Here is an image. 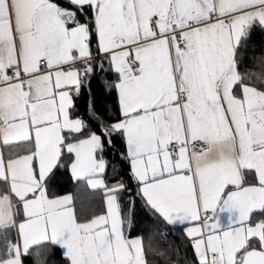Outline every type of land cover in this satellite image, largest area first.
Here are the masks:
<instances>
[{"label": "snow or ice", "instance_id": "snow-or-ice-1", "mask_svg": "<svg viewBox=\"0 0 264 264\" xmlns=\"http://www.w3.org/2000/svg\"><path fill=\"white\" fill-rule=\"evenodd\" d=\"M257 29L264 0H0V264L44 246L70 264H151L138 207L192 225L194 264H264V60L239 70ZM108 71L118 117L91 96ZM116 137L131 184L105 175ZM68 160L100 194L87 217L52 183Z\"/></svg>", "mask_w": 264, "mask_h": 264}, {"label": "trees", "instance_id": "trees-1", "mask_svg": "<svg viewBox=\"0 0 264 264\" xmlns=\"http://www.w3.org/2000/svg\"><path fill=\"white\" fill-rule=\"evenodd\" d=\"M240 51L245 52L244 60L240 65V71L244 72L248 69H255V66L264 60V32L259 29L251 34V39L248 42L246 49ZM257 57L260 59H252ZM107 67V65H105ZM117 79V75L113 71L99 73L91 82V96L95 98L98 110L107 108L109 113L114 116H119V107L117 102L116 90L113 88L107 90L102 83V80H107L110 83ZM255 86L264 87V85L255 84ZM87 90L76 101L79 108V114L87 121ZM6 151V150H5ZM125 151V146L119 137L115 138V147L107 148L105 151V159L109 162V168L106 171V177L110 183H114L116 179L123 178L131 184L128 178L129 167L128 163L120 159V153ZM63 169L55 171L52 178V183L58 194L73 193L76 198L77 212L85 217L90 215V203L98 205L100 203V194L96 190L87 188L84 182H74L68 172L67 164ZM0 188L3 185L0 184ZM92 198L91 201L89 198ZM257 218H264L258 213H253ZM161 231H166L168 235L161 236ZM10 239L15 242V230H9ZM132 236L143 235L146 252L151 264H165V261L153 255L148 246L152 249H163L170 255V264H194L196 257L191 246V240L186 237L181 226L174 230L171 226L164 224L162 221L154 220L152 216L143 208L138 207L136 212L135 227L132 230ZM179 249V258L176 249ZM39 250L42 255L48 259H55L57 264H68L67 259L61 254L58 247L44 246L39 249H30V254L22 257L23 264H36L35 251Z\"/></svg>", "mask_w": 264, "mask_h": 264}, {"label": "crops", "instance_id": "crops-1", "mask_svg": "<svg viewBox=\"0 0 264 264\" xmlns=\"http://www.w3.org/2000/svg\"><path fill=\"white\" fill-rule=\"evenodd\" d=\"M116 96H117V92H116ZM117 102H118V97H117ZM118 107H119V105H118ZM71 162V161H70ZM70 162H69V164H70ZM128 167H129V165H128ZM68 172H69V170H68ZM69 174H70V172H69ZM70 177H71V175H70ZM85 183V185L87 186V184H86V182H84ZM87 188L88 189H90L88 186H87ZM91 190V189H90ZM63 194H66V193H62V194H60V195H63ZM223 218V217H222ZM195 223H197V222H193V224H195ZM189 226H192V225H182L181 226V228H182V231H183V233H184V235L186 236V237H188L187 236V234H186V228L187 227H189ZM189 238V237H188ZM16 239H17V234H16V231H15V241H16ZM190 239V238H189ZM191 240V239H190ZM59 248V247H58ZM59 250H60V252H61V254H62V249H60L59 248ZM67 259V258H66ZM23 260V259H22ZM67 261H68V264H70V261L67 259Z\"/></svg>", "mask_w": 264, "mask_h": 264}]
</instances>
